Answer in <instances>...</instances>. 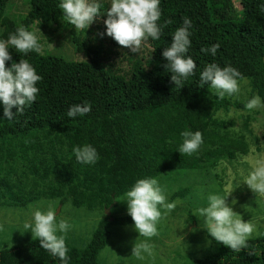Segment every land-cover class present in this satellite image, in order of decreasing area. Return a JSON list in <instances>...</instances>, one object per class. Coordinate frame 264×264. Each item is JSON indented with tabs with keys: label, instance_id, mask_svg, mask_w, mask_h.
<instances>
[{
	"label": "trees",
	"instance_id": "trees-1",
	"mask_svg": "<svg viewBox=\"0 0 264 264\" xmlns=\"http://www.w3.org/2000/svg\"><path fill=\"white\" fill-rule=\"evenodd\" d=\"M10 1L0 0V38L20 25L32 30L36 21L58 23L63 19L56 7L59 0H28V11L21 17L7 12ZM237 3L238 10L232 0H161V38L147 41L151 50L146 56L127 58L129 68L122 73L103 63L102 45L83 34L72 43L88 60L68 61L40 51L22 55L41 80L36 100L12 120L0 121V207L25 210L43 199L103 214L109 207L112 221L103 217L96 222L83 247H77L85 241L81 237L65 236L69 264H100L98 256L107 246L111 228L133 222L129 215L114 213L124 205L123 194L137 178L211 170L223 161L246 156V136L230 132L226 122L217 117L220 110L225 114L249 112L243 109V101L235 96L218 99L206 84L199 85V70L205 64H230L248 82L249 96L255 93L264 98V11L260 0ZM184 17L193 25L188 54L196 70L179 89L163 68L166 59L161 52ZM111 43L118 45L113 39ZM213 43L219 44L215 56L201 52L202 46ZM9 53L6 67L21 58L14 48ZM107 53L114 52L107 48ZM83 102L91 104L85 116L65 115L69 105ZM252 119L246 116L247 131ZM185 128L199 129L203 137L198 152L191 156L176 150L181 142L179 132ZM84 142L97 148L95 164L75 160L72 146ZM190 193L182 188L170 199ZM213 241L215 248L187 264H264V236L248 239L247 248L239 253ZM0 264L58 262L32 237L22 246H0Z\"/></svg>",
	"mask_w": 264,
	"mask_h": 264
},
{
	"label": "clouds",
	"instance_id": "clouds-1",
	"mask_svg": "<svg viewBox=\"0 0 264 264\" xmlns=\"http://www.w3.org/2000/svg\"><path fill=\"white\" fill-rule=\"evenodd\" d=\"M160 3L161 0H59L56 7L62 12L64 20L74 25L76 30H86L102 13H106L103 34L112 37L118 45L128 48L131 53L140 54L149 39L155 41L161 38L164 25L158 23L161 17ZM105 4L107 7H104ZM259 7L264 11V0H260ZM192 26V21L184 17L172 32L170 43L161 52L166 59L163 68L170 73L174 88L180 89L186 85L185 82L196 70V64L188 54ZM10 48L20 53L21 58L6 67L5 62L11 59ZM40 48L36 32L25 25L16 27L6 38H0V121L12 120L36 100L39 91L37 82L41 80V76L22 55L39 52ZM218 48L219 44L213 43L207 47L202 46L201 52L215 56ZM243 80L244 77L238 69L230 64L221 66L213 61L199 70V85L203 87L206 84L209 92L218 99L226 96L238 98ZM13 107L15 112L12 111ZM260 108H264V98L258 94L253 93L243 100L244 110ZM90 110L89 102L74 103L68 106L65 115L68 118L83 117ZM220 115L223 118V113ZM228 116L232 117L233 113H228ZM179 137L181 142L176 150L180 154L191 156L198 152L203 143L199 129L185 128L179 132ZM71 151L75 160L82 164L92 165L99 159L97 148L88 142L74 144ZM241 182L255 196L264 198V155H257L242 180L234 181V188ZM234 188L223 192H210L206 197L207 203L195 208L192 214L202 220L200 227L206 229L212 239L239 253L242 248H247L248 238L253 233L255 224L250 219L243 220L233 210L235 199L231 203L227 201ZM123 197L135 231L139 237L145 238L134 242L131 250L133 255L142 259V253L149 251L147 238L157 232L156 225L162 215L161 209H171L174 203L166 202L165 189L155 176L137 178L124 192ZM56 212L53 204L46 207L35 205L23 223V228L37 238L42 249L55 258L58 264H69L65 236L71 224L67 217H58Z\"/></svg>",
	"mask_w": 264,
	"mask_h": 264
},
{
	"label": "rangeland",
	"instance_id": "rangeland-1",
	"mask_svg": "<svg viewBox=\"0 0 264 264\" xmlns=\"http://www.w3.org/2000/svg\"><path fill=\"white\" fill-rule=\"evenodd\" d=\"M7 12L14 17H21L28 11V0H11ZM232 6L239 9L237 0H232ZM104 7H107L105 4ZM106 13H102L99 19H95L86 30H76L74 25L68 24L66 20L60 19L58 23L36 21L32 30L37 34L41 45L40 52L62 56L68 61L88 60L85 54H78L73 46L72 39L83 38L80 34L93 41L97 46L102 45V62L110 65L113 71L122 73L128 70L126 59L130 56H146L150 52V44L142 48L140 54L131 53L128 48L112 44V37L103 34L105 25L103 23ZM40 29V30H39ZM41 31V32H40ZM46 37V38H45ZM107 48H112L114 53H107ZM250 87L247 81H241V92L236 99L243 101L249 96ZM223 113V118H221ZM232 117L219 111L217 117L226 122L228 130L232 133H243L248 142V153L239 159L221 162L211 170L198 171L195 173L167 172L158 178L166 193V202L174 203L171 209H161V217L156 225L157 232L154 236L147 238L149 251L142 253V259L131 253L134 242H139V237L132 222L125 227H112L111 236L107 246L99 253L100 264H187L193 259L201 257L206 250L215 248L214 239L207 233L206 229L200 227L202 220L192 214L197 207L207 203V195L210 192H223L230 190L236 185L235 180H242L249 168L254 164L258 154L264 155V112L263 108L247 111H231ZM253 119L248 122L246 130V116ZM243 158V159H242ZM188 188L191 190L189 196L184 198L170 199V195L177 190ZM235 199L233 210L240 214L243 220L250 219L255 224V229L248 239L264 236V198L255 196L246 184L234 188L227 201ZM55 205L58 217H67L71 224L66 235L81 237L85 240L77 245L83 247L86 239L95 228V223L106 216L100 210L87 211L76 209L69 203L59 205L57 200H39L29 205L25 210L17 208L0 207V246L9 248L23 245L26 240L31 239L32 233L23 228V223L29 217L31 209L35 205ZM122 207L116 208L114 215H128L126 202ZM193 218V219H192Z\"/></svg>",
	"mask_w": 264,
	"mask_h": 264
},
{
	"label": "water",
	"instance_id": "water-1",
	"mask_svg": "<svg viewBox=\"0 0 264 264\" xmlns=\"http://www.w3.org/2000/svg\"><path fill=\"white\" fill-rule=\"evenodd\" d=\"M104 212H105L106 216H109L110 215V208L108 207L107 209H105ZM108 218H109L108 220L111 222L112 218L110 216Z\"/></svg>",
	"mask_w": 264,
	"mask_h": 264
}]
</instances>
